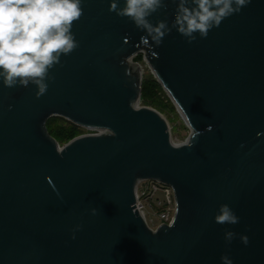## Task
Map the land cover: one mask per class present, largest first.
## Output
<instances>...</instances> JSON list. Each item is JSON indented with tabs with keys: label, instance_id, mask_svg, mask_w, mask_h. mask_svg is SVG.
<instances>
[{
	"label": "water",
	"instance_id": "obj_1",
	"mask_svg": "<svg viewBox=\"0 0 264 264\" xmlns=\"http://www.w3.org/2000/svg\"><path fill=\"white\" fill-rule=\"evenodd\" d=\"M164 2L148 19L171 27L178 0ZM81 6L79 47L49 70L44 95L0 78V264H264V0L206 38L188 43L173 28L160 45L110 0ZM139 54L189 127L186 142L140 105ZM54 117L94 133L61 146ZM145 180L173 189L171 225L153 230L137 210ZM222 204L238 224L214 222Z\"/></svg>",
	"mask_w": 264,
	"mask_h": 264
},
{
	"label": "clouds",
	"instance_id": "obj_2",
	"mask_svg": "<svg viewBox=\"0 0 264 264\" xmlns=\"http://www.w3.org/2000/svg\"><path fill=\"white\" fill-rule=\"evenodd\" d=\"M249 2L178 0L171 27L165 20L153 25L148 19L166 8L164 0H124L123 7L119 6L118 0H110L109 11L129 18L156 45H160L173 28L192 43L196 40V33L206 38L213 27H219L224 19L239 13ZM81 3L82 0H0V78L5 87L26 88L33 84L37 88V98L47 92L46 81L52 79L49 70L61 64V55L67 56L79 47L71 28L73 22L83 15ZM200 134L195 131L193 137ZM91 212L95 215L97 210L93 208ZM239 221L228 204L220 205L214 216V222L221 225H235ZM81 227L76 226L72 239ZM236 235L229 230L225 232L224 239L231 243ZM239 238L244 245L249 243L248 236L240 235ZM220 260L222 264H233L228 255H222Z\"/></svg>",
	"mask_w": 264,
	"mask_h": 264
},
{
	"label": "built area",
	"instance_id": "obj_3",
	"mask_svg": "<svg viewBox=\"0 0 264 264\" xmlns=\"http://www.w3.org/2000/svg\"><path fill=\"white\" fill-rule=\"evenodd\" d=\"M146 205L153 213L155 220L150 219L148 221L147 215L149 214L145 211ZM136 208L153 230L158 229L163 224L171 225L176 213L174 191L170 186L158 181H142L137 189ZM154 221H157L156 228L153 227Z\"/></svg>",
	"mask_w": 264,
	"mask_h": 264
},
{
	"label": "rangeland",
	"instance_id": "obj_4",
	"mask_svg": "<svg viewBox=\"0 0 264 264\" xmlns=\"http://www.w3.org/2000/svg\"><path fill=\"white\" fill-rule=\"evenodd\" d=\"M133 61L142 67L143 80L144 79L156 80L154 75L152 74L151 70L147 66V64L144 60V56L142 54L135 57L133 59ZM162 90H163L164 94H162L160 96V99H161V105L163 106L165 113H161V112L160 113L168 121L169 128H170V131H171V134H172L174 140L178 143H184L188 139L191 131H190L189 127L187 126V124L185 123L184 119L182 118L181 114L179 113V111L177 110V108L175 107V105L173 104V102L171 101L169 96L167 95V93L164 91L163 88H162ZM140 105L144 106V107L153 108L151 106L144 105L142 101H141ZM50 121L52 123L57 124V125H64V126H68V127L71 126V122H69L63 118H60V117L51 118ZM77 129L79 130V133H80L77 137H80V136L86 135V134H90V133H94V132L88 131L86 129H83L81 127H78ZM77 137H75V138H77ZM65 144H67V143H65ZM65 144H60V145L64 146ZM145 211L147 214H149V215H147L148 221L150 219L155 220V217L152 215L153 213L150 211L148 205H146ZM156 224H157V221H154V226H153L154 228H156Z\"/></svg>",
	"mask_w": 264,
	"mask_h": 264
},
{
	"label": "trees",
	"instance_id": "obj_5",
	"mask_svg": "<svg viewBox=\"0 0 264 264\" xmlns=\"http://www.w3.org/2000/svg\"><path fill=\"white\" fill-rule=\"evenodd\" d=\"M139 56V55H138ZM140 59V58H139ZM164 94L161 85L156 80L144 79L142 85L141 101L146 106H151L161 113H165L161 105L160 96ZM78 127L71 123V126L57 125L50 119L47 122L49 134L59 143L65 144L77 137L80 133Z\"/></svg>",
	"mask_w": 264,
	"mask_h": 264
}]
</instances>
